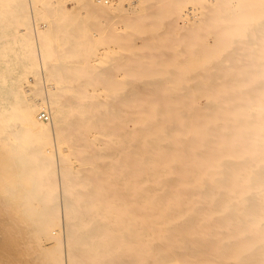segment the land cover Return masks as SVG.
<instances>
[{
	"label": "bare ground",
	"instance_id": "obj_1",
	"mask_svg": "<svg viewBox=\"0 0 264 264\" xmlns=\"http://www.w3.org/2000/svg\"><path fill=\"white\" fill-rule=\"evenodd\" d=\"M188 1L89 0L103 36L58 20L43 44L33 17L70 66L0 118L40 264H264V0Z\"/></svg>",
	"mask_w": 264,
	"mask_h": 264
},
{
	"label": "rangeland",
	"instance_id": "obj_2",
	"mask_svg": "<svg viewBox=\"0 0 264 264\" xmlns=\"http://www.w3.org/2000/svg\"><path fill=\"white\" fill-rule=\"evenodd\" d=\"M22 1L21 3L25 2L24 4L26 5H23L25 8H20V11L14 9V7H11L9 12L6 7L0 8L1 109H14L15 104L23 98L22 93L24 89L22 90L21 85L25 88L29 82H32V84H37L36 86H39L44 83L42 80L44 74L47 76L50 75V73L52 74L49 70L50 68L56 66H70L68 62L61 63L51 61V56L48 59L42 46H40L43 56L41 63L39 60L38 47L36 45L37 38L35 37L36 32L34 31L33 17H35L38 25L41 27L38 26L40 30L37 29L41 33L38 31L37 33H39V41L41 40L39 43L43 44L45 43L43 39L52 35V31L58 33L53 23H55L56 26H59V23L56 24L55 21L60 20V23L63 21L68 26H80L77 21L85 18L84 15L87 10H92L94 14L98 15L96 12L101 9L96 5L87 7L84 3H90L89 0H81L80 2L83 3V5H78V2L73 0H32V10L29 0ZM183 1L184 3L189 2L188 0ZM55 11H64L65 15L62 14L55 17L57 15H52ZM20 12H22V14L24 12V14L22 15ZM103 14L104 16L101 14L103 18L100 17L102 22L98 20V24L94 21L89 24L84 23L80 28L83 27L82 29L89 33V35L98 32L99 37L103 36L104 30L106 29H103L104 27H102V24L105 23V20H108L106 18L108 16L106 15L110 14L111 16L112 13L108 9V12H104ZM181 19L180 17L178 20L181 22ZM51 26L53 28H51ZM45 29H48V32H46ZM137 39L140 40V37H137ZM117 44L118 43L107 39L100 45L103 47L100 48V51L111 52L112 49H106L104 47L117 46ZM53 57L56 58L58 55ZM35 91L36 89H34L31 94L36 95ZM3 115L4 113L2 112L0 118V264H40L39 262H41L42 257H39V254L42 248H40V243L38 241L39 236L33 231L34 227H18L16 222V216L23 208L18 205V193L16 194L13 190L18 187L15 186L13 179L7 174V172L10 171L7 165V157L9 155L3 150V148L7 147L6 144L9 142L12 129L15 128L13 123L15 120H6Z\"/></svg>",
	"mask_w": 264,
	"mask_h": 264
}]
</instances>
